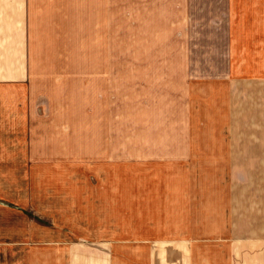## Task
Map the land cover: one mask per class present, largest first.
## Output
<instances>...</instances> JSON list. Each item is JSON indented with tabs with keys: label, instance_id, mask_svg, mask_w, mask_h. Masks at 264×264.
<instances>
[{
	"label": "crops",
	"instance_id": "1",
	"mask_svg": "<svg viewBox=\"0 0 264 264\" xmlns=\"http://www.w3.org/2000/svg\"><path fill=\"white\" fill-rule=\"evenodd\" d=\"M121 5L122 0H0V142L4 143L0 157L6 173L19 174L25 159H95L120 152L106 148L108 138L116 141L115 134L90 135V126H105L104 118L88 117L84 125L74 124L73 111L80 107L74 100L73 64L69 63L68 72L66 54L53 52V58L41 53V48L74 40L71 14L111 11L107 6L120 11ZM217 7L216 11L232 17L243 14L238 20L243 22L238 27L241 37L228 30V40L213 42L218 45L216 53L222 46L225 64L216 71L209 69V80H195V86L199 85L195 91L200 92L194 94H200V104H187L190 93L185 98L178 94L177 114L172 108L177 105H163L167 127L178 119L179 128L185 127L186 132H163L156 139L162 149L155 156L167 160H162V194L156 191L157 183L151 194L161 196V201H133L146 209L145 217H140L134 208L133 221L168 222L175 229L170 232L161 226V231L146 228L138 233L134 225L133 238L146 240L133 244V264L138 253L145 261L140 264H264V0H222ZM185 11L186 0H133L136 17ZM251 18L252 26L246 23ZM157 22L164 24L162 18ZM213 53H209L211 61ZM43 62L49 63V69L47 64L43 71ZM53 62H61L55 74L50 69ZM80 92L82 88L77 99ZM74 126L82 133L74 134ZM54 163L46 173H55L53 180L65 182L66 188L52 202L53 220L72 223L59 236L122 235L92 231L102 228L106 201H79L89 191L85 178L90 175L79 178L68 172L62 176L61 161ZM74 163L80 166L79 161ZM49 234L58 237L55 232ZM95 249L108 253L83 243L32 246L25 263L17 264H111Z\"/></svg>",
	"mask_w": 264,
	"mask_h": 264
},
{
	"label": "rangeland",
	"instance_id": "2",
	"mask_svg": "<svg viewBox=\"0 0 264 264\" xmlns=\"http://www.w3.org/2000/svg\"><path fill=\"white\" fill-rule=\"evenodd\" d=\"M221 3L222 0H186L184 13H139L136 17L133 0H122L120 11H113V6H107L111 11L71 14L73 31L70 35L74 40L59 41V45L54 47L43 44L41 53L44 55L52 54L53 57L54 52L69 57L68 72L69 63L73 64L74 100L75 105L80 107L73 111L77 115L74 124L84 125V119L88 117L104 118L105 126H90V135L115 134L116 141L108 138L106 148L120 152L117 151L115 156L111 153L105 158L95 159H25L19 174L6 173L4 159L0 157V264L25 263L32 246L76 243L105 248L106 254L100 249L95 251L110 258L111 264L114 261L116 264H133V244L139 242L138 245H141L146 240L133 238L134 225L138 233H143L146 228L151 232L161 231V226L170 232L175 229L168 222L135 223L134 208L139 210L140 217H145L146 209L140 203L134 206L133 201H161V196L157 198L156 194H151L154 183L159 184L156 191L162 194L160 184L165 171L161 169L162 160H167L155 156V151L162 149V143L156 139L163 132L179 133V129L186 132L185 127L179 128L178 119L167 127L169 122L163 118V105L166 104V108L177 105L172 107L177 114L178 94L185 98L190 93L191 99L187 104L191 107L200 104V94H194L200 92L199 89L195 91L199 86H195V80H209V69L216 71L225 64L220 55L222 46L216 53L218 45L216 47L213 42L228 40V30L232 35L234 32L241 37L238 27L243 22L238 20L242 21L243 14L232 17L227 12L216 11ZM161 18L164 24L157 22ZM252 22L251 18L246 23L252 26ZM211 50L214 52L212 61L209 57ZM42 59L46 61L45 57ZM41 64L43 71L47 64L49 69V63ZM53 64L54 69L51 65L50 69L55 74L61 62ZM62 70L65 71L64 64ZM80 88L82 93L77 99L76 93ZM83 106L86 108L82 109ZM75 133L82 131L74 126ZM153 135L159 136L146 141ZM56 160L62 163L58 170L62 176L68 172L70 175L78 174L79 178L81 174L90 175V179L85 178L88 179L85 184L89 191H84L85 198L79 201H106L102 228L100 232L98 227L91 228L92 231L106 234L115 231L122 235L59 236L60 231L72 223L53 220L55 208L52 202L59 199L57 192L66 188L65 182L53 180L55 173H46ZM74 161H79L80 166ZM86 163L89 168H85ZM73 185L72 181L68 183L69 188ZM48 231L55 232L58 237ZM149 240L152 243L161 241ZM140 256L138 253L134 264L145 262L140 260Z\"/></svg>",
	"mask_w": 264,
	"mask_h": 264
}]
</instances>
